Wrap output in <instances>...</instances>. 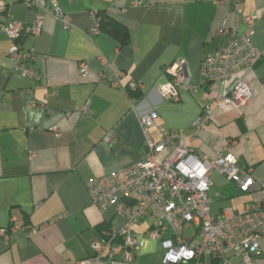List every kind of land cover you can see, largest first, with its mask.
I'll list each match as a JSON object with an SVG mask.
<instances>
[{"label": "crops", "instance_id": "0c3cea01", "mask_svg": "<svg viewBox=\"0 0 264 264\" xmlns=\"http://www.w3.org/2000/svg\"><path fill=\"white\" fill-rule=\"evenodd\" d=\"M4 1L13 20L32 21L34 13L24 0ZM58 1L71 25L64 28L49 15L38 34L21 39L35 53L33 66L43 75L40 82L12 69V39L1 28L7 13L0 12V227L13 218L19 225L39 228L33 235L24 229L0 236V264L85 259L92 254V241L123 224L114 205L100 211L92 203L85 183L144 157V136L132 104L156 108V126L188 133L209 102V119L185 143L209 158L227 148L254 177L251 188L241 192L212 170V213L241 210L248 201L264 199V58L233 73L223 88L226 94L237 80L247 85L252 96L241 107L208 100L200 83L203 55L227 42L220 29L232 21L234 0ZM112 5L111 17L127 31L124 43L97 27L90 15ZM239 7L244 16L254 17L251 36L264 50V0H241ZM246 28L241 19L239 31ZM89 31L94 33L89 36ZM81 61L87 64L85 75L79 70ZM178 62L189 85H179V100L171 101L156 87L172 80L170 70ZM118 73V84H111ZM131 81L141 86L127 93L124 87ZM156 126L149 129L155 141L161 138ZM31 152L35 156L30 159ZM147 229L146 220L134 226L142 244L130 262L162 264L160 240ZM253 264H264V238Z\"/></svg>", "mask_w": 264, "mask_h": 264}, {"label": "built area", "instance_id": "2783aa9c", "mask_svg": "<svg viewBox=\"0 0 264 264\" xmlns=\"http://www.w3.org/2000/svg\"><path fill=\"white\" fill-rule=\"evenodd\" d=\"M240 1L234 0L232 21L220 29V33L228 37L226 44L204 54L200 64V83L205 88L207 99L216 103L230 102L235 107L245 105L252 94L241 80L235 81L224 94L226 82L233 73L251 68L264 58V50L255 45L251 36V25L255 19L242 14ZM24 2L34 13L28 23L13 20L7 3L0 0V12L7 13V23L1 28L12 39L8 48L12 69L40 82L43 75L33 66L35 53L32 48H25L21 39L27 34H38L46 16L56 18L64 28L71 25V20L58 0ZM105 14L113 15L114 5L106 9ZM90 15L98 27V11H90ZM241 19L247 28L239 31ZM93 33L89 31L88 34L91 36ZM98 58L104 61L101 55ZM79 70L82 75L86 74V61L79 63ZM170 72L172 80L156 89L164 98L177 101L178 86L188 87L189 77L180 62L171 67ZM120 74L110 80L111 84H118ZM140 86V83L131 81L124 88L131 93ZM131 107L144 136V157L124 169L95 175L85 183L92 203L100 211L114 205V211L123 218V224L92 241V254L88 258L70 259L66 264H95L100 261L105 264H133L130 260L142 244L134 226L143 220L148 223L146 233L160 240L162 264H253V258L260 252V239L264 238V199L248 201L241 210L226 209L221 214H214L208 196L212 170L234 182L241 192H247L254 184L252 170L244 169L227 148L217 149L215 157L209 158L192 144L185 143V138L192 139L209 119L212 113L209 102L204 104L188 133L156 126L157 111L154 107L140 109L135 104ZM82 111L85 112L86 107ZM153 126L161 133L157 141L149 131ZM109 139L110 136L106 135L104 141ZM34 156V152L28 154L30 159ZM187 228L192 230L188 237ZM24 229L29 235L39 230L19 225L10 218L6 226L0 227V236L6 237L8 232ZM119 256L122 258H117Z\"/></svg>", "mask_w": 264, "mask_h": 264}, {"label": "trees", "instance_id": "16d2710c", "mask_svg": "<svg viewBox=\"0 0 264 264\" xmlns=\"http://www.w3.org/2000/svg\"><path fill=\"white\" fill-rule=\"evenodd\" d=\"M101 13V12H100ZM98 12V22L100 27H105L112 35L117 37L121 42H125L127 38L126 29L117 23L111 16Z\"/></svg>", "mask_w": 264, "mask_h": 264}, {"label": "rangeland", "instance_id": "374dc122", "mask_svg": "<svg viewBox=\"0 0 264 264\" xmlns=\"http://www.w3.org/2000/svg\"><path fill=\"white\" fill-rule=\"evenodd\" d=\"M191 233H192L191 228H187V230H186V235H187V237L190 236Z\"/></svg>", "mask_w": 264, "mask_h": 264}]
</instances>
